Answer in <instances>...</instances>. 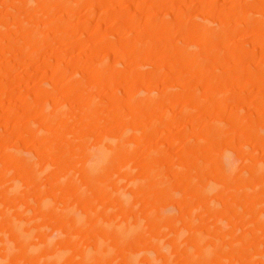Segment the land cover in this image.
Returning a JSON list of instances; mask_svg holds the SVG:
<instances>
[{
  "label": "rangeland",
  "instance_id": "374dc122",
  "mask_svg": "<svg viewBox=\"0 0 264 264\" xmlns=\"http://www.w3.org/2000/svg\"><path fill=\"white\" fill-rule=\"evenodd\" d=\"M0 264H264V0H0Z\"/></svg>",
  "mask_w": 264,
  "mask_h": 264
}]
</instances>
